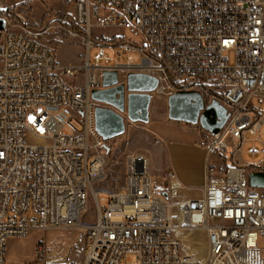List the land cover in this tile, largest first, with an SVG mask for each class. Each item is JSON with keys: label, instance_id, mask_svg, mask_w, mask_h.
Here are the masks:
<instances>
[{"label": "built area", "instance_id": "obj_1", "mask_svg": "<svg viewBox=\"0 0 264 264\" xmlns=\"http://www.w3.org/2000/svg\"><path fill=\"white\" fill-rule=\"evenodd\" d=\"M1 1L0 264L9 239L71 229L86 245L67 264H264V188L249 185L264 166L234 162L247 136L264 147V0H58L74 9L63 28L83 47L81 65L59 64L40 39L49 27L37 31ZM93 29L125 30L144 45ZM104 72L125 88L129 74L150 75L153 95L196 91L225 108L221 130L198 145L207 172L200 198L184 199L178 176L154 173L139 152L124 157L122 187H102L107 143L92 92L105 89ZM261 156L264 163V149H248ZM89 198L95 216L83 223ZM185 231L203 233V262L185 251L176 234Z\"/></svg>", "mask_w": 264, "mask_h": 264}, {"label": "rangeland", "instance_id": "obj_2", "mask_svg": "<svg viewBox=\"0 0 264 264\" xmlns=\"http://www.w3.org/2000/svg\"><path fill=\"white\" fill-rule=\"evenodd\" d=\"M2 5L13 6L15 13H22L27 24L37 31H42L49 27L47 33L40 37L42 41L48 43L56 54L58 63L61 65H81L84 60V50L79 40L70 38L63 28L65 20H72L74 17L73 7L62 4L58 0H2ZM60 16L61 20L56 17ZM94 36L105 33L110 36L125 37L128 43L142 48L144 41L141 37H133L125 30L120 29H93ZM111 57H117L119 53L124 55V51L106 50ZM126 58H134L138 62L135 54L124 55ZM77 77L76 83L78 84ZM152 104L149 112L148 123H127L125 133L107 142L109 151L106 153V179L102 187L105 189H115L124 184V157L130 152L144 146L145 136L154 141L172 138L178 128H187L198 133L197 144L205 143L209 136L200 126L180 124L171 122L168 119L167 99L160 95L152 96ZM264 108V105H262ZM174 134V135H173ZM153 135V136H151ZM141 142L136 143L135 138ZM247 142L242 146L241 151L234 157L235 164L258 166L257 170L264 166L263 157L251 159L248 157V149L258 147L263 151L264 147L260 143L253 142V138L247 136ZM140 153V152H139ZM218 160L213 154L210 164ZM164 161V160H163ZM162 162V161H161ZM223 164V162H221ZM162 164V163H161ZM155 173L163 175L165 172L160 169ZM260 167V168H259ZM100 186V185H99ZM95 216V206L89 198L86 213L82 218L83 223H91ZM185 251L197 256L203 262L206 257V244L201 233L178 234ZM40 243V244H39ZM86 245V236L83 231L71 230H49L31 231L24 239H9L6 246L5 264H48L54 257L57 264H67L80 261ZM42 249V251L40 250Z\"/></svg>", "mask_w": 264, "mask_h": 264}, {"label": "water", "instance_id": "obj_3", "mask_svg": "<svg viewBox=\"0 0 264 264\" xmlns=\"http://www.w3.org/2000/svg\"><path fill=\"white\" fill-rule=\"evenodd\" d=\"M4 26L5 21L0 19V31ZM102 82L105 89L93 91L92 99L101 104L95 111V127L106 143L122 136L126 123L149 122L152 93L158 85L155 77L129 74L125 88L124 85H117L116 72H104ZM167 105L170 121L200 126L209 134L218 133L228 118L223 106L217 101L206 105L204 98L196 91H179L167 99ZM104 149L109 151L107 144ZM249 185L264 188V173H250Z\"/></svg>", "mask_w": 264, "mask_h": 264}, {"label": "crops", "instance_id": "obj_4", "mask_svg": "<svg viewBox=\"0 0 264 264\" xmlns=\"http://www.w3.org/2000/svg\"><path fill=\"white\" fill-rule=\"evenodd\" d=\"M152 96H154L153 93ZM152 99L153 97L151 98L149 112ZM174 123L185 124L182 122ZM197 136V132L187 128H178L172 138L165 140L157 139L153 136L152 138H154V141H151L149 137L145 136L144 141L142 140L144 146L140 149H136L134 152H140L149 157L154 173L159 171L158 165L161 166L160 169H163L164 172L168 170L173 171L184 186V191L182 192V197L184 199L200 198L207 180V172L205 151L202 147L198 146L200 144H197ZM135 142L139 143L141 141L136 137ZM197 232L198 231H185L182 233L190 235ZM198 233H201L205 240L203 233Z\"/></svg>", "mask_w": 264, "mask_h": 264}, {"label": "trees", "instance_id": "obj_5", "mask_svg": "<svg viewBox=\"0 0 264 264\" xmlns=\"http://www.w3.org/2000/svg\"><path fill=\"white\" fill-rule=\"evenodd\" d=\"M56 18L59 19V20H61V19H60V18H61L60 16H57ZM39 244H40V243H39Z\"/></svg>", "mask_w": 264, "mask_h": 264}, {"label": "bare ground", "instance_id": "obj_6", "mask_svg": "<svg viewBox=\"0 0 264 264\" xmlns=\"http://www.w3.org/2000/svg\"><path fill=\"white\" fill-rule=\"evenodd\" d=\"M176 234H177V236H178V234H181V233L177 232ZM178 237H179V236H178Z\"/></svg>", "mask_w": 264, "mask_h": 264}]
</instances>
